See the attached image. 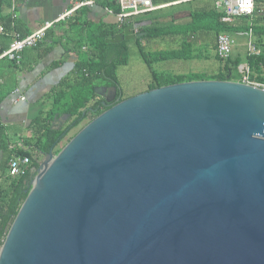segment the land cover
Returning <instances> with one entry per match:
<instances>
[{
  "label": "water",
  "instance_id": "1",
  "mask_svg": "<svg viewBox=\"0 0 264 264\" xmlns=\"http://www.w3.org/2000/svg\"><path fill=\"white\" fill-rule=\"evenodd\" d=\"M102 90L111 106L41 152L0 264H264V88Z\"/></svg>",
  "mask_w": 264,
  "mask_h": 264
},
{
  "label": "trees",
  "instance_id": "2",
  "mask_svg": "<svg viewBox=\"0 0 264 264\" xmlns=\"http://www.w3.org/2000/svg\"><path fill=\"white\" fill-rule=\"evenodd\" d=\"M9 6L10 0H0V25H4L6 28L5 34H0V53L11 46V43L14 41V30L19 31L23 36L29 34V31L24 30L23 25L19 21H17L15 27L13 26ZM109 6L117 12L120 11L118 0L109 3ZM223 14L215 5L210 6L206 1L205 3L202 2L200 6L193 8L192 17L185 24L174 26L171 23L162 27L149 25L141 28V31H147L145 37L166 34L195 35L197 37L198 32L207 33L208 35L213 32L212 42L215 43V39L221 32L233 33L250 28V24L236 27L233 24L223 22L221 20ZM253 27L255 32H257V26L254 25ZM122 30L123 28L120 32ZM112 32L105 33L102 30L96 37L89 38L87 44L92 47V52L83 51L82 43H79L80 41L77 42L79 46L77 49L79 59L75 65L76 81L71 82L68 78H64L58 86L51 89L44 101V108L41 113L29 125L32 131L30 135L24 137L22 130L12 134L10 128L0 120V152H2L0 164V249L6 240L23 202L31 190V181L36 174L32 169L39 167L38 160L34 158V150L32 148H26V146L32 144L44 154L53 150L55 153H58L62 148H58L59 144L72 128L78 126L86 119L90 122L111 106L104 104V99L96 91L97 87L102 83L108 88L118 86L120 88L121 99L130 96L124 94L118 76L119 67L130 63V47L126 41L119 43L107 42L109 37L116 35V32ZM49 37L52 40L51 45L45 52L39 53L37 62L52 51L54 45L61 40L62 36H56L51 28L47 31L45 39ZM45 39L39 43L38 49L43 45ZM214 47L217 49V44ZM200 56H203V54L198 52L194 43L186 39L180 48L162 53L159 52L152 60L147 59L144 54L147 64L152 69L154 79L149 85L148 90L184 81L234 79L232 72L234 68H238L240 60L233 61L231 58L222 59L217 55V60L226 63L225 70L213 75H206L201 72L163 75L154 70L152 66L153 62L160 60H168L171 58L195 59L200 58ZM247 58L251 68L255 69V67L261 65L262 54L248 55ZM27 64L25 60L19 63L8 57L0 58V104L18 89L19 79L17 71L26 67H32V65ZM259 80L260 82H264V78H259ZM47 99L51 100L50 106L47 104ZM63 117L69 118L67 125L57 127L55 122ZM15 137L22 139L25 149L19 147V145L10 147ZM18 155L31 156L32 163L25 174L13 176L9 173V162L13 157Z\"/></svg>",
  "mask_w": 264,
  "mask_h": 264
},
{
  "label": "crops",
  "instance_id": "3",
  "mask_svg": "<svg viewBox=\"0 0 264 264\" xmlns=\"http://www.w3.org/2000/svg\"><path fill=\"white\" fill-rule=\"evenodd\" d=\"M75 1L78 0H17V20L23 25L24 30L32 33L33 31L39 29L45 22L56 19L60 14L71 8ZM113 1L114 0H100L96 5L81 7L75 11L71 17L66 20L56 22L52 29L56 36H62L61 40L56 43L52 51L44 56L39 62H37V56L40 52H45L51 45L50 43L52 40L50 37L47 39L44 38L45 42L39 49L37 48L39 46L38 44L37 46L27 48L23 52L22 60H25L29 65H32L31 68L26 67L17 71L19 79L18 88L21 89V95L25 96L26 99L21 100V95L15 96L14 94H11L2 102V104H0V120L10 128L12 134L22 130L24 137L30 135L32 131L30 130L29 125L41 113L44 108V101L51 89L58 86L64 78H68L71 82L76 81L77 75L75 74V65L79 59V55L77 53V49L79 47L77 43L78 41H80L79 43H82L81 45L83 51L92 52V47L87 44V40L89 38L96 37L102 30L105 31V33L113 31L118 34L122 28L124 30L127 25L132 23L146 22L148 23L146 26L157 25V27H159V24L166 25L177 23L180 19L188 18L187 20H184V22L177 23L179 26L187 23L188 20L191 19L193 9H180L169 12H164V9L178 6L185 2H199L196 6H200L202 2H206V0H154V4L158 6L157 8L132 17L124 27H120L116 15L108 10V8H111L109 3ZM215 1L216 0H207V3L211 6L215 5ZM161 5L165 6L159 7ZM229 24H233L236 27L243 26L245 24H250L251 27L254 25L257 26V32H255L253 27V39L262 51V62L261 65L255 67V69L250 66V78L252 81L260 82L259 78H264V0H257V9L253 16H241L233 23ZM141 28L143 27H138L135 32L136 34H139V36H131L129 39L123 40L127 42L130 49L134 41L140 43L141 40H144V42L147 40L148 44H150V42H153V40L157 37H162V40H164L172 36L171 39L173 40L176 39V36L178 35L166 34L162 36L145 37L147 31H141ZM246 31L247 30H239L237 32L230 33L236 42L230 58L233 61L240 60L238 67L244 63L250 65L247 58L249 55V37L245 34ZM203 34L204 40L208 41L209 35L207 33ZM196 38L197 37L195 35H182L181 38L177 40L178 45H180L174 49L180 48L185 39L192 41L195 48L198 49V46L195 43ZM211 43L215 46L217 44V38L215 39V43H213L212 40ZM140 47L141 49L143 48V46ZM235 69H237L238 72H235ZM232 76L234 78L233 80L242 81L243 74L241 73L240 68H234ZM100 86L103 87L102 91L104 92H107V90L113 91V88H108L103 83ZM13 93H15V91ZM100 96L104 99L102 95ZM50 101L51 100L47 99V104L49 106ZM68 120V117H63L60 120H57L55 124L57 127H63L67 125ZM87 122L88 120L86 119L79 124L80 128L78 130H76L77 126L72 128L59 146L63 147ZM12 143L13 144H11L10 147L23 142L22 139L15 137ZM26 148H32L34 150V158L39 161L38 158L41 156V152L32 144L26 146ZM1 159L2 152H0V164Z\"/></svg>",
  "mask_w": 264,
  "mask_h": 264
},
{
  "label": "built area",
  "instance_id": "4",
  "mask_svg": "<svg viewBox=\"0 0 264 264\" xmlns=\"http://www.w3.org/2000/svg\"><path fill=\"white\" fill-rule=\"evenodd\" d=\"M99 1L100 0L75 1L71 8L60 14L56 19L45 22L39 29L27 35L23 36L19 31L14 30V41L11 43L10 47L0 53V58L8 57L9 59L16 60L20 63L23 57V52L27 48L37 46L41 41H43V39L47 35V31L52 28L56 22L66 20L67 18L71 17V15L75 13V11H77L79 8L84 6H94ZM118 2L120 5V11L117 12L112 8H108V10L116 15L120 27H124L132 17L148 11H152L158 7L154 4V0H118ZM215 5L218 10L224 13L221 17V20L226 23H233L238 17L253 16L257 9V0H216ZM163 6L165 5H161L159 7ZM17 10V0H10L9 11L12 15V22L14 27L16 26L18 21ZM5 32V26L0 25V34H5ZM245 34H247L249 37V55L261 54V49L257 46L255 40L253 39V27L250 26ZM235 44V39L230 33L221 32L217 37V56L222 59L230 58ZM240 71L243 74L242 82L254 84L264 88V82H255L251 80V69L249 64H241ZM21 96V100L26 99L25 96ZM18 145L19 147L25 149L23 143H18ZM38 162L40 164V161ZM31 163L32 158L29 155L15 156L9 162V173L13 176L23 175L28 171ZM32 170L35 173L37 172L36 168H33Z\"/></svg>",
  "mask_w": 264,
  "mask_h": 264
},
{
  "label": "rangeland",
  "instance_id": "5",
  "mask_svg": "<svg viewBox=\"0 0 264 264\" xmlns=\"http://www.w3.org/2000/svg\"><path fill=\"white\" fill-rule=\"evenodd\" d=\"M207 1V0H206ZM199 2H185L178 6L169 7L164 9V12L176 11V10H192L198 5ZM188 14V13H187ZM188 18L180 19L177 23L184 22ZM177 23H172L174 26H178ZM165 24H159V27L164 26ZM203 32H198L196 38V44L198 46V52L202 53L203 56L195 59H168V60H160L158 62H153L152 66L154 70L159 72V74L163 75H172V74H188L192 72H201L206 75H213L220 71H224L225 62H220L216 58V49L214 45L211 43L213 32L209 34L208 41L204 40ZM182 35H177L176 39H168L162 40V37H157L153 42L148 44V41L141 40L140 43L133 42L131 45V55H130V63L124 64L119 67L118 76L120 80V84L123 88L124 94L126 96L133 95L139 93L141 91H146L149 88V85L154 80L152 75V69L147 64L146 59L152 60L155 55L159 52H166V50H172L175 47H178L177 40L181 38ZM165 37V36H164ZM152 41V40H151ZM140 46H143L141 49ZM240 67H238L239 69ZM235 72H238L235 69ZM88 123V122H87ZM86 123V124H87ZM80 125L77 126L78 130ZM61 148L60 146L58 147ZM40 163H43L45 156L41 155L39 158ZM38 172H36L35 177Z\"/></svg>",
  "mask_w": 264,
  "mask_h": 264
},
{
  "label": "flooded vegetation",
  "instance_id": "6",
  "mask_svg": "<svg viewBox=\"0 0 264 264\" xmlns=\"http://www.w3.org/2000/svg\"><path fill=\"white\" fill-rule=\"evenodd\" d=\"M114 89V88H113ZM112 93H113V91H108V96H113L112 95ZM121 96V93H120V91L118 92V95H117V98H119ZM112 103H115V101H113V102H110V103H108V104H112Z\"/></svg>",
  "mask_w": 264,
  "mask_h": 264
}]
</instances>
